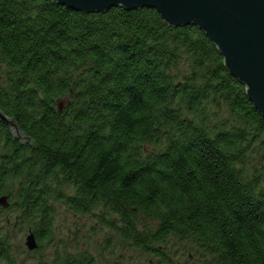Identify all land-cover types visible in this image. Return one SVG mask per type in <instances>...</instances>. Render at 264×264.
<instances>
[{"label":"trees","instance_id":"16d2710c","mask_svg":"<svg viewBox=\"0 0 264 264\" xmlns=\"http://www.w3.org/2000/svg\"><path fill=\"white\" fill-rule=\"evenodd\" d=\"M0 108L32 140L0 121V264H25L14 227L37 264H264V116L197 27L0 0Z\"/></svg>","mask_w":264,"mask_h":264},{"label":"water","instance_id":"95a60500","mask_svg":"<svg viewBox=\"0 0 264 264\" xmlns=\"http://www.w3.org/2000/svg\"><path fill=\"white\" fill-rule=\"evenodd\" d=\"M81 12H107L112 7L128 10L156 9L172 27L193 25L203 31L224 58L230 74L246 87L255 109L264 116V0H56ZM63 104L59 102V108ZM0 121L7 124L22 144L31 138L14 118L0 108ZM5 204V198H0ZM28 250L39 247L31 231Z\"/></svg>","mask_w":264,"mask_h":264},{"label":"rangeland","instance_id":"374dc122","mask_svg":"<svg viewBox=\"0 0 264 264\" xmlns=\"http://www.w3.org/2000/svg\"><path fill=\"white\" fill-rule=\"evenodd\" d=\"M1 204L2 203H0V222H3V219L7 216L6 214L8 212L5 211L3 208H1ZM95 223H96L95 220L91 218H75V216L71 215L65 209L62 208L60 209L59 216L57 218V225L60 229L58 238L66 239V240L67 239L73 240L74 236L72 235V233L76 231L80 234V239L77 242H75L77 244L76 245L74 244L73 247L74 248L78 247L80 249L82 248L86 250L88 249L90 250V252H93L95 253V255H97L96 243L98 241L99 235L102 233L95 234L93 236V240L88 239V234H90V227H92V225H94ZM75 226H80L81 229L76 230V228H74ZM20 228L14 227V230H13L14 231L13 235L14 236L16 235V238H17L16 243L18 247H22L19 260L23 261L25 264H37L39 257L41 256L42 253H31L32 251H29L27 249L25 245L26 232H21L19 230ZM25 252H30V253L27 254ZM43 253L45 255L51 256L53 253V250L52 248L49 247V248H46L43 251ZM127 254L133 257V259L135 260L134 262L135 264H145L143 263V260L145 258H143L140 254L137 253L135 255H132L131 252H127Z\"/></svg>","mask_w":264,"mask_h":264}]
</instances>
